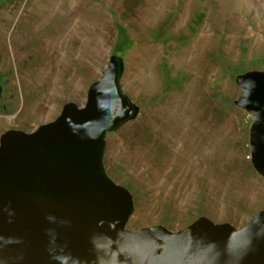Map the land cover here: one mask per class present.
Instances as JSON below:
<instances>
[{"label": "rangeland", "instance_id": "obj_1", "mask_svg": "<svg viewBox=\"0 0 264 264\" xmlns=\"http://www.w3.org/2000/svg\"><path fill=\"white\" fill-rule=\"evenodd\" d=\"M0 34V136L83 107L111 57L122 58L121 89L138 114L106 134L103 167L132 196L127 230L176 232L199 217L240 228L264 209L253 118L235 105L236 77L264 71V0H0ZM175 60L191 70L170 69Z\"/></svg>", "mask_w": 264, "mask_h": 264}, {"label": "water", "instance_id": "obj_2", "mask_svg": "<svg viewBox=\"0 0 264 264\" xmlns=\"http://www.w3.org/2000/svg\"><path fill=\"white\" fill-rule=\"evenodd\" d=\"M113 55L52 122L0 136V264H264V209L240 228L199 217L184 229L129 231L131 194L105 173V136L135 119ZM235 105L252 115L251 164L264 178V71L236 77Z\"/></svg>", "mask_w": 264, "mask_h": 264}, {"label": "bare ground", "instance_id": "obj_3", "mask_svg": "<svg viewBox=\"0 0 264 264\" xmlns=\"http://www.w3.org/2000/svg\"><path fill=\"white\" fill-rule=\"evenodd\" d=\"M185 12V11H184ZM149 13V11H148ZM151 16V15H150ZM178 21L179 22H182L181 20H183L185 17H184V13L183 11L180 12V14L178 15ZM43 19V18H42ZM46 20V19H44ZM53 32L56 34L57 38H56V41L59 43V40H64L65 38V32L63 30H60L58 27L54 26L53 27ZM1 35V34H0ZM2 36V35H1ZM41 49H42V44L41 43H36V46L33 47V48H30L29 47V51L27 52V54H29V63L30 64H33V62H40V53H41ZM184 51V50H183ZM7 52L6 51V48L4 46V41H3V37L0 38V58H1V65L5 68H8L9 65H8V62H7ZM188 54V53H187ZM179 59V58H178ZM177 59V60H178ZM185 59V58H184ZM182 62V61H181ZM180 61H176L171 65V68L172 70H177L179 68H184L188 71L191 70V66L188 64V63H181ZM185 62V61H184ZM169 68V67H168Z\"/></svg>", "mask_w": 264, "mask_h": 264}]
</instances>
